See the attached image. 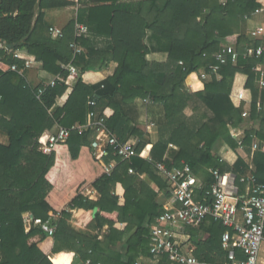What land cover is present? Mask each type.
<instances>
[{
    "label": "trees",
    "instance_id": "1",
    "mask_svg": "<svg viewBox=\"0 0 264 264\" xmlns=\"http://www.w3.org/2000/svg\"><path fill=\"white\" fill-rule=\"evenodd\" d=\"M104 1V0H102ZM110 4L88 7L89 25L96 35L110 39L107 49L89 48L88 54L74 56L71 44L79 42L86 47V39L75 37L71 23L62 38L55 39L45 24L48 0H42L36 12L38 0H0V44L14 46L12 50L0 49V131L10 139L9 146L0 144V250L2 264H53L37 244L30 243L41 229L25 227L23 215L32 213L37 220L47 221L49 213L60 214L54 238V251H73L76 263L88 259L92 264H135L141 255H148L151 246V226L163 213L166 182L154 172V162L164 161L170 144L179 148L174 157L175 165L188 164L193 174L202 177L205 187L213 183L207 169L233 172L240 178L246 165L239 159L232 168L214 153L222 143L236 150L241 112L232 96L252 103L261 94L256 84L254 69L264 64V57L244 58L249 45L258 47L244 32L261 29L252 21L257 10V0H149L139 13L121 12ZM207 13L205 20L199 18ZM171 43L169 58L164 63L147 60L149 48L147 32ZM224 45H234L240 54L237 64L231 57L222 60L215 57ZM20 52L35 57L43 69L63 79L69 71L62 66L72 62L79 75L75 86L64 81L55 87L39 85L31 88L27 81L12 70V66H25L23 60L14 57ZM119 65L116 73L96 84H87L83 76L88 72H100L110 63ZM183 63V65H180ZM217 66L218 72L210 67ZM204 70L211 74V81L197 94L211 111L212 118L199 129H192L180 121L193 96L185 87L187 77ZM43 90L39 95V91ZM133 103L145 99L164 108L166 120L178 123L167 143L159 142L151 149L153 162L139 156L122 161L112 149L103 163L95 161L91 143L95 137L92 130L79 132L77 126L87 123L88 102H106L114 111L106 121L108 130L120 141L131 136L143 138V134L132 127L119 102ZM56 110L53 112V109ZM101 116V114H99ZM59 127L72 129L67 142L55 146L50 155L39 151V138L46 132L55 133ZM250 134L248 133V137ZM258 138L264 149V123ZM33 149L28 150V146ZM145 145L136 146L139 154ZM115 162L110 174L102 164ZM110 165V164H109ZM169 166H172L169 165ZM174 166V165H173ZM256 176L264 181V153L256 158ZM135 174H129V169ZM138 175H146L139 181ZM121 184L125 190L123 205L114 189ZM151 184H154L156 191ZM93 187L100 199L93 201L85 191ZM242 191L245 185H241ZM206 190V189H205ZM198 199L202 195L198 192ZM99 209L94 220L98 228L108 226L103 241L98 236H84L70 226V211ZM226 228L212 219L198 227H186L188 237L185 250L200 261L214 263L223 260L222 236Z\"/></svg>",
    "mask_w": 264,
    "mask_h": 264
},
{
    "label": "built area",
    "instance_id": "2",
    "mask_svg": "<svg viewBox=\"0 0 264 264\" xmlns=\"http://www.w3.org/2000/svg\"><path fill=\"white\" fill-rule=\"evenodd\" d=\"M87 31V27L76 24L75 37H81ZM51 34L63 36L59 30H51ZM247 36L252 43L261 41L264 31L250 30ZM0 49H7L4 42L0 44ZM71 49L74 56L82 54L77 41L71 44ZM228 55L232 62L237 64L240 54L232 45L224 46L215 54V57L222 60ZM14 57L19 59L20 52L15 53ZM248 57L256 59L264 57L263 40L258 47L249 45L244 54V58ZM30 67L31 64L26 62L24 68L14 65L12 70L22 75L24 70ZM62 67L69 71L67 79L61 77L54 79L48 84L50 87H55L61 81L67 84L70 80H77L79 71L72 62ZM210 69L215 73L218 72L217 66H211ZM254 71L259 87L264 89V69L255 68ZM207 77V73L201 75L202 79ZM39 92L40 95L43 90ZM88 107L87 123L84 126H77V129L81 133L92 130L96 134L91 143L96 162L103 163L110 149L122 161H130L139 156L135 141L123 142L110 133L106 118L96 111L95 100L89 101ZM242 116L248 117V113L244 112ZM71 132L72 129L59 127L55 133L47 135L46 138L40 137L39 151L50 155L56 145L68 141ZM253 148L257 150L258 143H254ZM149 162L152 160L149 159ZM113 168V164L106 167L107 173L110 174ZM154 168L166 182L170 197L164 200V211L151 226L149 254L137 258L135 264H264V181L261 183L257 180L255 171H248L238 178L233 172L222 173L213 169L210 171L213 183L206 188L204 181L195 176L191 167L184 162L180 167L158 162L154 163ZM135 173L134 169H129V174ZM241 185H245L244 191ZM198 192L201 193L202 200L198 199ZM60 218V214L50 213L46 222L36 220L35 223L53 237ZM209 219L220 222L226 228L222 236V249L225 256L223 260L214 263L203 262L191 256L178 242L179 236H186L184 235L186 227H198ZM2 261L0 250V264ZM78 264H92V261L88 259Z\"/></svg>",
    "mask_w": 264,
    "mask_h": 264
},
{
    "label": "crops",
    "instance_id": "3",
    "mask_svg": "<svg viewBox=\"0 0 264 264\" xmlns=\"http://www.w3.org/2000/svg\"><path fill=\"white\" fill-rule=\"evenodd\" d=\"M149 0H117L115 7L121 12L129 13H139L142 6L146 4ZM110 0H48L47 7L44 9L45 12V24L49 27L50 30H59L64 33V30L71 24L75 23L81 26L87 27V33L82 35L80 38H84L88 41L86 47H83L79 44L82 49V54H88L89 48L95 50L107 49L109 47L110 39L106 36H98L93 31L92 25H89L88 14L85 11L88 7H95L102 4H110ZM258 8L254 13H252V21L256 24L261 25V29L264 31V0H257ZM207 13H204L199 21L205 20ZM74 26V32H75ZM250 30L244 28V32L248 35ZM55 39H60L57 35H52ZM77 39V38H76ZM264 41V36L261 37V41ZM146 44L149 48V53L147 55V60L150 62L164 63L168 60L169 54L171 51V43L166 39H163L152 31L147 32ZM234 46V45H232ZM14 52L12 54H15ZM19 53V52H18ZM80 54V55H82ZM20 60H23L25 63L29 62L31 67L25 69L24 73L18 74L24 78L28 85L31 88H35L39 85H48L52 80L60 78L59 76H54L46 72L42 65L38 64L35 60V57L20 53ZM119 65L115 62L109 64V66L103 71L98 72H88L83 76V80L87 84H96L102 80L112 77ZM24 68V66L22 67ZM257 69H264V64H260L256 67ZM207 73L204 70H200L190 74L186 81L185 87L188 92L193 96L189 102L188 108L185 110L180 121L186 122L192 129H199L205 122L212 118V113L204 105V103L198 98L197 94L204 91L206 83L211 81V74H208L206 79H202L201 75ZM77 80H70L67 82L68 86H75ZM259 92H264V89L259 87ZM116 102H119L122 106V110L127 118L131 121L133 128L139 130L143 134V138L139 136H131L128 141H135L137 145H145L144 150L139 157L142 159L152 160L150 152L154 145L159 142L167 143L170 139L173 129L178 124L169 122L166 120L164 108L160 104L151 103L145 99H136L133 103H123L121 96L115 98ZM231 100L234 106L240 110L241 114L244 112L248 113V117H242V123L239 125V134H237L236 142L239 144L236 150L231 149L229 146L219 143L214 148V153L222 159L223 162L227 163L230 167H234L239 159H241L246 165V174L248 171L257 170L256 158L259 153H264L262 148V141L258 138V133L261 131L262 124L264 123V101L261 99V94L256 100L257 110L253 111L252 103L245 102L241 97L232 96ZM56 110V107L53 109V112ZM98 112L101 116H104L106 120L111 118L114 114V111L107 103L100 102L98 104ZM111 133V132H110ZM248 133L250 136L248 137ZM52 134L51 132H46L42 136L46 138L47 135ZM114 135V134H113ZM41 136V137H42ZM254 143H258L259 148L255 150L253 148ZM0 144L3 146L10 145L9 137L3 132L0 131ZM28 150L33 149V146H28ZM179 152V148L169 145L167 152L164 156V161L166 164L174 165L175 167H180L183 162L180 164L174 163V157ZM153 162V161H152ZM158 163V162H154ZM115 168V162H110ZM109 164H102L104 168L109 166ZM113 168V169H114ZM212 169H207L208 173ZM156 170H154L155 172ZM158 175V173L156 172ZM243 174V175H244ZM159 176V175H158ZM160 177V176H159ZM161 178V177H160ZM203 181L202 177H198ZM138 180L141 182L146 180V175H138ZM152 187L158 191L157 187L154 184H151ZM115 194L119 197L120 204L123 205L125 202L124 195L125 190L121 184H117L114 189ZM85 196L93 201H98L100 195L93 188L89 187L85 191ZM164 201L166 198L163 193H160L159 199ZM162 201V202H163ZM72 218L69 221V226L78 234L84 236H98L100 241H103L108 234V226L104 228H98L93 217V210L85 211L83 209H74L70 211ZM99 212V210H98ZM56 214L54 212H50ZM49 213V216H50ZM98 214V213H97ZM33 216V218H32ZM25 221V227L30 229H41L42 234L36 235L31 239L30 243L37 244L41 251L48 256L53 264H75L76 255L73 251L64 250L59 253L54 251V238L50 237L39 225H36L35 221L37 220L32 213H25L23 215ZM46 222V221H44ZM188 241L187 236H179L178 242L183 245L185 248V243ZM145 256V255H141Z\"/></svg>",
    "mask_w": 264,
    "mask_h": 264
},
{
    "label": "water",
    "instance_id": "4",
    "mask_svg": "<svg viewBox=\"0 0 264 264\" xmlns=\"http://www.w3.org/2000/svg\"><path fill=\"white\" fill-rule=\"evenodd\" d=\"M41 2H42V0H38V2H37V4H36V12H38L39 10H40V7H41ZM7 46V49H9V50H12L13 48H14V46H11V45H6ZM98 208L97 207H95L94 209H93V217L95 218L96 217V215H97V213H98ZM32 218H33V216H32Z\"/></svg>",
    "mask_w": 264,
    "mask_h": 264
},
{
    "label": "rangeland",
    "instance_id": "5",
    "mask_svg": "<svg viewBox=\"0 0 264 264\" xmlns=\"http://www.w3.org/2000/svg\"><path fill=\"white\" fill-rule=\"evenodd\" d=\"M224 46H228V45H224ZM158 201L161 203L163 200L162 198L161 199L158 198Z\"/></svg>",
    "mask_w": 264,
    "mask_h": 264
}]
</instances>
